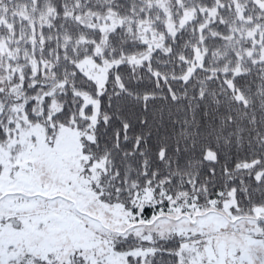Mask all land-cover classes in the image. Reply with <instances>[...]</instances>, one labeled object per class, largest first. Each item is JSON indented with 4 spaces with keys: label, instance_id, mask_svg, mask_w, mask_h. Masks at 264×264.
<instances>
[{
    "label": "snow or ice",
    "instance_id": "6c2138e0",
    "mask_svg": "<svg viewBox=\"0 0 264 264\" xmlns=\"http://www.w3.org/2000/svg\"><path fill=\"white\" fill-rule=\"evenodd\" d=\"M0 264H264V0H0Z\"/></svg>",
    "mask_w": 264,
    "mask_h": 264
}]
</instances>
